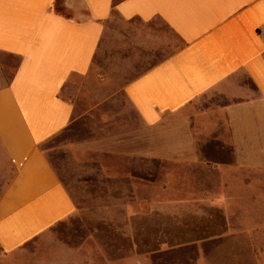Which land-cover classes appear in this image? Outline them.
<instances>
[{
	"label": "rangeland",
	"instance_id": "1",
	"mask_svg": "<svg viewBox=\"0 0 264 264\" xmlns=\"http://www.w3.org/2000/svg\"><path fill=\"white\" fill-rule=\"evenodd\" d=\"M53 8L62 11L58 0ZM180 43L157 17L112 12L104 21L88 71L60 87L70 121L41 144L72 211L21 245L19 260L264 264V136L230 153L217 111L224 100L208 91L147 127V139L121 91Z\"/></svg>",
	"mask_w": 264,
	"mask_h": 264
},
{
	"label": "crops",
	"instance_id": "2",
	"mask_svg": "<svg viewBox=\"0 0 264 264\" xmlns=\"http://www.w3.org/2000/svg\"><path fill=\"white\" fill-rule=\"evenodd\" d=\"M54 1L0 0V250L9 264H25L18 248L72 211L41 144L70 121L60 87L88 71L112 12L157 17L181 41L121 87L141 135L212 91L224 100L230 153L264 136V0H58L62 11Z\"/></svg>",
	"mask_w": 264,
	"mask_h": 264
}]
</instances>
